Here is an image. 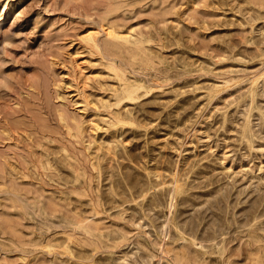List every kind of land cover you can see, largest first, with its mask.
I'll use <instances>...</instances> for the list:
<instances>
[{
    "label": "rangeland",
    "instance_id": "1",
    "mask_svg": "<svg viewBox=\"0 0 264 264\" xmlns=\"http://www.w3.org/2000/svg\"><path fill=\"white\" fill-rule=\"evenodd\" d=\"M4 7L0 264L264 257V0ZM111 28L139 46L118 45ZM129 84L143 86L133 99ZM91 220L93 235L76 230Z\"/></svg>",
    "mask_w": 264,
    "mask_h": 264
},
{
    "label": "bare ground",
    "instance_id": "2",
    "mask_svg": "<svg viewBox=\"0 0 264 264\" xmlns=\"http://www.w3.org/2000/svg\"><path fill=\"white\" fill-rule=\"evenodd\" d=\"M75 1V0H74ZM8 14V11L5 9V7L1 10L0 9V28L2 27V24L5 20V16ZM94 30V29H92ZM105 31V29H103ZM105 34L111 38L112 40H114V42H116L118 45L120 46H130V45H135V46H139L140 42H141V38H139L138 36H136L134 33H121L118 32L116 30H114L113 28H111L108 31H105ZM98 35L99 32H91L89 33L86 37H84V41L91 46L92 48L100 51L101 50V45L99 43V39H98ZM111 64L113 65V68L117 71V73H119V69L117 68L118 66L115 64V62L113 60H111ZM262 79V78H261ZM258 78H253V80L251 81V88L249 89V94L251 96L254 95V91H255V87L258 83ZM237 81V80H236ZM142 85H126L123 89V97L127 98V99H133L134 96L137 94V92L142 88ZM63 120H68L70 119L67 115H61ZM124 122V121H123ZM126 122V121H125ZM246 126V124H245ZM78 133H81V130L78 129ZM79 137V134H78ZM78 142V141H77ZM80 143V142H79ZM82 154V153H81ZM41 167V166H40ZM81 174V173H80ZM83 175V174H81ZM84 177V175H83ZM88 178V177H87ZM170 185V190L172 191V197H171V202H173V200L175 199V195L177 193H179L182 189H183V185H181L180 180L178 178H174V180L169 184ZM6 193V192H5ZM12 193V192H11ZM147 194V193H146ZM16 197V194H15ZM19 197V196H18ZM52 203V202H51ZM55 204V203H54ZM99 214V213H98ZM87 219V218H86ZM101 221V220H100ZM100 227V226H99ZM76 230H79L81 233H83L84 235L87 236H91L93 235V233L98 230V226L94 221H88V222H84L81 221L78 223V225L75 226ZM74 235L72 237H70L69 242H73L74 240ZM164 239V238H163ZM165 242L163 243L162 247H161V251L163 254L165 255H169V250H167L165 248ZM66 249L68 250V252H71V248L70 246H67ZM45 250V249H44ZM107 251V250H106ZM29 253V252H28ZM27 254V253H26ZM49 254V253H48ZM29 255V254H28ZM93 259V258H92ZM251 264H264V257H262L260 254H255L251 257ZM49 263V262H48Z\"/></svg>",
    "mask_w": 264,
    "mask_h": 264
}]
</instances>
